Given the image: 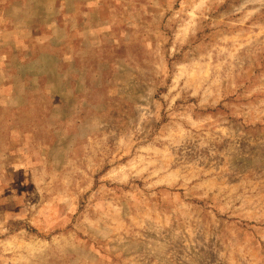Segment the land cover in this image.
Masks as SVG:
<instances>
[{
	"label": "rangeland",
	"instance_id": "1",
	"mask_svg": "<svg viewBox=\"0 0 264 264\" xmlns=\"http://www.w3.org/2000/svg\"><path fill=\"white\" fill-rule=\"evenodd\" d=\"M0 264H264V0H0Z\"/></svg>",
	"mask_w": 264,
	"mask_h": 264
}]
</instances>
